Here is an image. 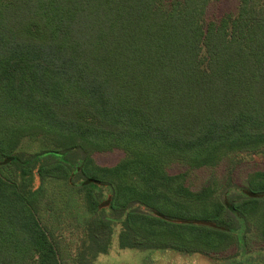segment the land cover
I'll use <instances>...</instances> for the list:
<instances>
[{"label":"trees","instance_id":"16d2710c","mask_svg":"<svg viewBox=\"0 0 264 264\" xmlns=\"http://www.w3.org/2000/svg\"><path fill=\"white\" fill-rule=\"evenodd\" d=\"M213 1L0 0V264H61L33 200L49 177L84 203L79 264L117 224L121 248L264 264V170L220 191L170 172L264 153V0Z\"/></svg>","mask_w":264,"mask_h":264},{"label":"rangeland","instance_id":"374dc122","mask_svg":"<svg viewBox=\"0 0 264 264\" xmlns=\"http://www.w3.org/2000/svg\"><path fill=\"white\" fill-rule=\"evenodd\" d=\"M237 6L238 0L213 1L209 6L208 16L219 17L226 12L235 11ZM33 141L36 140L26 139L22 145L24 148L28 147ZM89 155L99 165L113 166L124 158L125 153L121 149H114L96 151ZM71 157L78 159L81 154L75 152ZM257 170H264V153L241 155L233 157V160L225 159L214 167L190 169L181 163L170 166L171 173H187V184L196 191L209 185L218 191L223 190L229 177L233 178L235 185H241L250 173ZM37 181L36 185L39 183V180ZM109 194V189H106L105 197ZM33 200L37 206V215L41 224L59 248L61 264H79L84 237V231L80 229V225L84 218L86 219L82 198L70 190L65 179L49 177L42 182L40 193H37ZM119 232L120 224H117L109 251L100 253L94 264H214L211 259L202 255L181 254L171 250L121 248L118 243ZM262 253L264 254V249ZM250 255L244 252L241 260L246 261Z\"/></svg>","mask_w":264,"mask_h":264}]
</instances>
